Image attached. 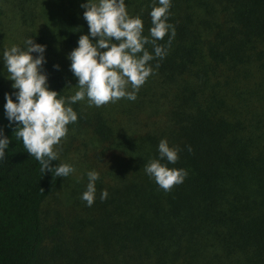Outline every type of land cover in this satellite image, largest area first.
<instances>
[{"label": "trees", "instance_id": "1", "mask_svg": "<svg viewBox=\"0 0 264 264\" xmlns=\"http://www.w3.org/2000/svg\"><path fill=\"white\" fill-rule=\"evenodd\" d=\"M83 2L70 0L59 20L75 47L88 32ZM125 3L148 35L155 0ZM168 22L170 43L168 34L156 41L167 54L149 62L152 74L136 99L123 100L133 104L131 129L116 135L96 120L112 167L96 184L90 219L70 228L44 225L45 203L65 177L42 173L16 139L3 107L12 82L0 79V127L11 138L0 160V264H42L43 245L59 228L68 244L53 254L71 252L81 258L74 264H264V0H171ZM45 57L49 87L61 95L65 66ZM161 139L181 149L168 166L188 172L169 191L143 166L157 158Z\"/></svg>", "mask_w": 264, "mask_h": 264}, {"label": "clouds", "instance_id": "2", "mask_svg": "<svg viewBox=\"0 0 264 264\" xmlns=\"http://www.w3.org/2000/svg\"><path fill=\"white\" fill-rule=\"evenodd\" d=\"M87 22L88 32L81 34L77 46L66 54L69 69L76 78L74 94L60 95L49 87L46 63V45L23 41V47L13 44L0 53L2 73L10 80L12 92L4 94V115L9 124L15 123L13 133L21 140L30 157L40 164V171L53 172L56 177H67L75 171L68 163L52 164L58 160L61 139L68 132V125L77 121L72 105L85 101L89 106L100 107L121 98L135 100L139 88L152 74L149 63L163 59L167 47L157 44L166 34L175 35L174 25L168 22L171 0H155L149 12L151 27L144 34L142 17L131 15L125 0H84L80 5ZM151 45V51L148 49ZM158 66V65H157ZM58 68V65H54ZM10 137L0 127V160L6 156ZM189 147V151H190ZM157 158L144 164L145 173L162 188L169 191L184 181L188 172L184 168L169 167L178 160L181 149L170 146L161 139L157 146ZM88 183L81 199L91 206L96 197V181L99 172H86ZM107 190H101L100 199L107 198Z\"/></svg>", "mask_w": 264, "mask_h": 264}, {"label": "rangeland", "instance_id": "3", "mask_svg": "<svg viewBox=\"0 0 264 264\" xmlns=\"http://www.w3.org/2000/svg\"><path fill=\"white\" fill-rule=\"evenodd\" d=\"M1 1L4 14L0 20V53L4 48L13 44L23 47L25 39L35 38L34 35L39 34L40 43L44 41L47 46V57L51 55L54 59L52 61L57 58L60 68L62 65L65 66V70L62 72L64 80L62 85L59 86L62 89L61 95L74 94L75 86L71 89L65 87L75 85L77 82L69 69L70 61L66 58V54L75 45L61 35L59 27L61 14L64 16L69 10L70 0H47L48 4H45L44 8H42L44 0ZM57 9H60L59 12H57ZM56 20H58V24ZM2 70L3 63L0 62V79L7 83L11 82L5 78ZM124 99L121 98L115 103L109 102L100 107L89 106L86 100L72 105L77 112V121L67 126L68 132L61 139L57 149L63 163L73 165L75 171L65 177L62 189L45 203L43 222L47 229L50 230L60 225L67 229L82 218H85L84 220L90 219L86 202L81 199V194L86 190L88 183L86 172L96 170L99 172L100 179V175L108 172L112 167L110 153L105 149L108 141L107 139L102 140L96 133L95 124L98 125L96 120L99 121V124H105L113 129V133L116 135L127 132V128L131 129V107L133 104L129 101H123ZM99 114L102 118H99ZM130 129H128V132H131ZM115 138L117 140V136ZM104 176H106L105 181H107L108 173ZM99 179L96 181L98 185L100 183ZM92 229L94 227L89 226V231ZM63 232V228L61 230L59 228L56 234L51 237L48 236L47 243L43 245L41 253L42 264H74V262L81 260L76 255L73 258L71 252H67L66 255L72 258L66 259L53 254V246H66L68 244V238L65 239Z\"/></svg>", "mask_w": 264, "mask_h": 264}]
</instances>
